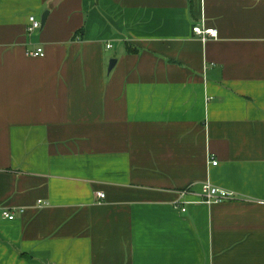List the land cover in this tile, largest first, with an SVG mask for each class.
<instances>
[{"label": "crops", "instance_id": "crops-1", "mask_svg": "<svg viewBox=\"0 0 264 264\" xmlns=\"http://www.w3.org/2000/svg\"><path fill=\"white\" fill-rule=\"evenodd\" d=\"M0 264H264V0H0Z\"/></svg>", "mask_w": 264, "mask_h": 264}, {"label": "built area", "instance_id": "built-area-1", "mask_svg": "<svg viewBox=\"0 0 264 264\" xmlns=\"http://www.w3.org/2000/svg\"><path fill=\"white\" fill-rule=\"evenodd\" d=\"M29 22L28 25L26 26V30L28 32H33L36 30H39L41 28V18H36L34 15H29ZM193 31L199 35H208L212 38H215L217 35V30L213 28H201L199 26H194ZM108 47H111V45H108ZM29 54L32 56H37V57H42L44 55V48L43 47H38L34 51H30ZM217 161L213 160L212 164H216ZM201 192H200V197L203 202L206 204H211V203H218L222 200H229L234 198V193L231 191H228L226 189H221L215 186H212L209 182L203 183L201 185ZM188 189H183L180 191V196L178 197V200L174 201L175 203V208L180 209L181 211H185L186 207L184 206V202L182 201L181 196H184L186 193H188ZM97 197L99 198H104V193L103 192H96ZM40 203V201H38ZM2 217L8 220H12L15 218V214L11 209L8 208H3L2 211Z\"/></svg>", "mask_w": 264, "mask_h": 264}, {"label": "water", "instance_id": "water-1", "mask_svg": "<svg viewBox=\"0 0 264 264\" xmlns=\"http://www.w3.org/2000/svg\"><path fill=\"white\" fill-rule=\"evenodd\" d=\"M47 14H48L47 10L43 11V13L41 14V16H40V18H41V26L45 23V21L47 19L46 18ZM115 61H116V59H112L110 61L108 70H110L113 67V65L115 64Z\"/></svg>", "mask_w": 264, "mask_h": 264}, {"label": "trees", "instance_id": "trees-1", "mask_svg": "<svg viewBox=\"0 0 264 264\" xmlns=\"http://www.w3.org/2000/svg\"><path fill=\"white\" fill-rule=\"evenodd\" d=\"M126 48H127L126 50L128 53L134 51V49L130 45L127 46Z\"/></svg>", "mask_w": 264, "mask_h": 264}]
</instances>
